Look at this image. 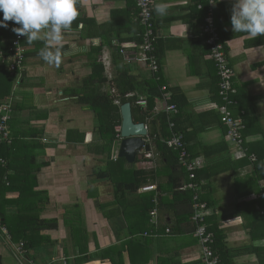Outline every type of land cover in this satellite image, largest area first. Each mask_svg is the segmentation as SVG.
Returning a JSON list of instances; mask_svg holds the SVG:
<instances>
[{
  "label": "crops",
  "instance_id": "1",
  "mask_svg": "<svg viewBox=\"0 0 264 264\" xmlns=\"http://www.w3.org/2000/svg\"><path fill=\"white\" fill-rule=\"evenodd\" d=\"M77 1L79 16L72 31L64 35L59 65L48 64L39 57L43 41L25 43L29 56L20 85L14 81L10 94L14 97L9 122L11 136L23 137V141L27 137V141L35 143L31 151L37 162L48 163L37 173L36 190L48 195L41 218L58 220L57 230L43 233L56 242L54 247L40 249L30 254V259L39 264H75L83 258L79 254L82 250L91 258L82 264H203L201 246L193 235L195 225L190 220L193 194L189 205L182 194L173 196L170 185L173 182L181 187L187 183L186 172L179 164L166 163L151 140V134L159 133L155 118L164 114L167 121L175 120V128L183 136L190 156L204 162L199 174V202L207 207L206 218L216 219L224 235L229 264H260L256 254L240 250H264V200L260 197L264 191V166L256 161L251 163L249 158L261 156L264 164V37L234 33L230 23L232 0H215V23L234 71L236 95L231 112L245 126L242 131L245 151L241 154L228 143L226 127L220 121L218 107L222 100L217 94V71L201 33L204 13L198 6L203 0H154V7L158 2L168 5L165 17H158L154 7L152 11L158 36L155 49L160 58L157 75L167 87L168 104H172V93L176 92V103L172 105L177 113L156 111L155 100L151 111L142 109L147 112L144 123L147 137L143 140L150 150L142 152V159L129 165L149 175L147 183L139 189L155 187L146 193L138 189L137 195L144 196L145 202L154 198L151 212L156 209V224L151 223L150 214L149 222L143 224L130 203L126 213L128 222L122 214L107 219L89 196L93 194L106 206L104 213L116 210L112 207L115 197L111 182L95 174L106 169L105 156L94 148L98 139L96 115L80 105L79 96L71 93L80 92L84 80L91 75V62L96 56L93 49L100 47L98 62L107 79L123 72L134 78L137 92L127 98L133 100V118L138 121L143 114L139 113L136 102L147 100L144 85L154 76L135 60L140 42L133 0ZM112 37V46L118 50L114 57L105 43ZM111 93H115L113 89ZM118 151L119 142L112 152L114 160ZM134 201L138 203V199ZM140 202L145 204L142 198ZM74 205L80 207L79 211L74 210ZM72 216L81 219L74 229L65 222ZM140 229L144 231L137 232ZM166 229L171 233L165 235ZM84 230L86 238L78 245L70 234ZM132 232L137 233L132 235ZM0 255L2 264L29 262L24 259L19 263L14 259L10 244L2 239Z\"/></svg>",
  "mask_w": 264,
  "mask_h": 264
},
{
  "label": "trees",
  "instance_id": "2",
  "mask_svg": "<svg viewBox=\"0 0 264 264\" xmlns=\"http://www.w3.org/2000/svg\"><path fill=\"white\" fill-rule=\"evenodd\" d=\"M133 1L136 8V22L139 27L138 36L140 43L138 44H141L143 28L137 19L139 10L137 8L136 1ZM152 1L154 7V0ZM201 5H203V10L201 11H203V13L205 14L206 5L203 4V1ZM78 6L79 2L77 1L76 7ZM2 16L3 14L0 13V19H2ZM75 22L77 23L76 20L73 23ZM7 23L8 28H0V50H3L5 52L8 51L12 40L17 35L12 31V28L19 27V25H15L11 21ZM152 24L156 31L154 17L152 18ZM24 39L26 38L23 36V40L21 43L24 47H26V41ZM113 39L114 38L112 37L111 39L105 41V43L106 45L110 46L112 56L114 57L115 54H118V50L117 48L112 46L111 41ZM157 40L158 38L154 43L155 45L157 43ZM100 51V47L93 49V52H95L96 56L91 62L92 73L87 79L84 80L83 87L80 92H72L71 95L79 96L78 103L84 107L89 108L96 115L95 122L96 134L98 139L94 144V148L97 150V152H100L102 156H105L104 163L106 169L102 173L98 172L95 174L99 179H108L111 182L115 197V203L112 204V207H114L116 210L111 213H104V210H106V206L100 204L97 201V198L93 196V194H89V196L91 198H94L97 209H99L101 212L103 211V215L107 219L122 214L125 220L128 222L126 213L128 212L130 203L133 209L137 211L139 219L142 218L143 224H147L149 222V214L151 213L152 208H154V198H150L148 202H145V197L137 195V191L140 186L147 183V177H149V175L142 171L138 172L133 170V165L127 164L123 158H116L114 160V156L112 155L114 146H116V143L119 142L120 134L117 129L121 125L120 107L125 103H130L132 116L134 117L135 114L134 107L132 105L133 100L127 98L130 93L137 92L133 82L134 78L130 77L127 72H123L117 74L116 78H112L111 80L107 79L104 75L105 72L103 66L98 62ZM24 56L25 59H27V57L29 56L28 52H25ZM154 56L157 58V60L160 59L156 49ZM157 76L158 75H155L150 80V82L145 84L146 86L144 85L147 98L146 111H151L150 106L152 105V101L156 98H160L162 95L161 88L163 87V83L161 82V78H158ZM14 81L15 78L6 69H4V67L0 66V100L10 97ZM104 87H107L108 90L104 91ZM112 89L115 92L114 94L111 93ZM235 95L232 96L233 101ZM175 96L176 92H173L172 104L176 103ZM115 101H118L120 104L118 106L115 105ZM142 109L143 108L140 107L139 113L143 114V117L138 121L134 120L133 118V121H135L136 123L144 124L146 121L145 118L147 116V112L144 113ZM155 120L159 123V133L157 135L151 134V140L156 150L161 155V158L164 159L166 163L170 164V166L178 164L177 154L163 143V140L171 137L169 124H173L174 133L180 134L175 128V120L171 118L167 121L164 114H162L158 118H155ZM243 134L244 132H242V135ZM11 138L12 141L10 144L0 143V159L5 161V166L0 167V225L6 228L9 235V237L4 236V234L0 230V240H5V242L10 244L11 255L14 259V249L16 246L21 244L23 246V252H25L24 259L35 264H39L35 260L30 259L32 253L35 254L40 249L54 247L56 242L51 240L48 235H45L43 233L45 231L57 230L58 228L57 219L41 218V212L48 204V195L45 191L36 190L37 173L41 168L47 166L48 163L37 162L36 156L31 151L32 147H35V143L27 141V137L25 138L26 141H23V137L21 138L11 136ZM80 141H82V139ZM22 148L23 150H21ZM256 158V162H258L259 165L264 166V164H262L263 161L261 156H256ZM201 170L196 172L195 182L197 184L201 183L199 177ZM4 177H6V182H4L3 180ZM6 183H8V185H6ZM170 185L173 196L182 194V196H185L187 198L188 204H191L193 194L191 191H179V185L173 182L170 183ZM8 195H14V197H7ZM140 198L144 200V205H142V203L140 202ZM134 199H138V203H135ZM73 208L75 211H79L80 207L78 205H74ZM186 217L189 218V216ZM191 217L192 216H190V220ZM80 220L81 219H75L72 216L71 220L68 219L65 222L67 224L71 223V225L73 226L72 228L74 229L76 226H78ZM205 223L207 225V230L214 235V243L212 246L214 253L218 255L220 261L223 264H229V250L225 245L224 235L219 230L216 219L206 218ZM143 231L144 229H140L137 232ZM137 232H132V235L136 234ZM85 233V230L81 233H78L77 235L74 232L70 234V238H72L77 242L78 245H80L81 239L86 238ZM78 249L80 250V248ZM83 252L85 253H82V250L79 251V254H82L83 258L77 260L75 264H82L84 263L83 261L87 262L91 259L88 256L87 251ZM240 252H251L256 254L259 258V263L262 264L261 257L264 258V250L250 248L248 250H240ZM0 264H2L1 255Z\"/></svg>",
  "mask_w": 264,
  "mask_h": 264
},
{
  "label": "built area",
  "instance_id": "3",
  "mask_svg": "<svg viewBox=\"0 0 264 264\" xmlns=\"http://www.w3.org/2000/svg\"><path fill=\"white\" fill-rule=\"evenodd\" d=\"M137 8L139 10L137 19L143 28L142 42L138 45V54L135 58L136 61L143 63L150 72L155 76L159 73V62L154 56L155 54V41L158 36L155 33V28L152 24V0H135ZM205 7V14L203 17V23L201 26V33L203 37V43L208 48V57L214 63L219 79L218 84V96L222 100L221 105L218 107L220 115V121L223 126L226 127V139L228 143L236 150L237 153L244 154L243 148L246 142L242 135V131L245 126L239 118H235L231 112V107L234 105L232 96L236 94V90L233 86L234 71L231 67L228 57L226 46L221 39L219 31L215 25V0H203ZM198 8L203 10V5H199ZM23 36H18L12 40L8 51L0 50V66L4 67L14 78L15 85H20L21 73L25 66V48L22 45ZM134 60V59H133ZM129 62V60H127ZM158 77V76H157ZM162 95L160 98L155 99L156 111H163L166 114L177 113L175 105L168 104L169 93L167 87L161 88ZM13 95L0 101V143L10 144L12 141L9 122L13 114ZM116 105H119L118 101H115ZM163 104V107H162ZM136 105L145 109L147 107V101L145 99L138 100ZM173 124H169V130L171 131V137L163 140V143L172 151L177 154L178 164L184 169L187 174L188 182L179 187V191H191L193 193L192 204V217L191 221L195 225L194 237L197 239L201 246V256L203 264H223L218 255L213 251L214 235L207 230L205 221L208 214V210L205 204L199 202L198 192L200 186L195 182L196 172L204 167V162L199 158H192L187 150L183 136L173 132ZM146 158H150V155H146ZM250 162L256 161L255 156L250 155ZM5 166V161L0 159V167ZM6 182V177H4ZM8 185V183H6ZM154 186L148 185L139 189L140 193H146L153 191ZM264 200V191L261 196ZM150 215L153 217L152 224H156V209H154ZM1 223V218H0ZM0 230L4 236L9 237L6 228L0 225ZM170 229L165 230V235L170 234ZM147 235V233H144ZM157 237V234H153ZM23 246L20 244L14 249L15 259L21 263L24 260ZM28 264H35L28 262Z\"/></svg>",
  "mask_w": 264,
  "mask_h": 264
},
{
  "label": "clouds",
  "instance_id": "4",
  "mask_svg": "<svg viewBox=\"0 0 264 264\" xmlns=\"http://www.w3.org/2000/svg\"><path fill=\"white\" fill-rule=\"evenodd\" d=\"M76 5L77 0H0V28H8L9 21L19 25L12 31L26 37L29 45L43 41L39 57L48 64L59 65L64 35L72 31L79 16ZM154 12L165 17L168 5L158 2ZM230 23L234 33L264 37V0H232Z\"/></svg>",
  "mask_w": 264,
  "mask_h": 264
},
{
  "label": "water",
  "instance_id": "5",
  "mask_svg": "<svg viewBox=\"0 0 264 264\" xmlns=\"http://www.w3.org/2000/svg\"><path fill=\"white\" fill-rule=\"evenodd\" d=\"M121 125L119 129L118 158L133 164L142 159V152H149V145L143 138L147 137V129L143 123L133 121L131 104L125 103L120 107Z\"/></svg>",
  "mask_w": 264,
  "mask_h": 264
},
{
  "label": "rangeland",
  "instance_id": "6",
  "mask_svg": "<svg viewBox=\"0 0 264 264\" xmlns=\"http://www.w3.org/2000/svg\"><path fill=\"white\" fill-rule=\"evenodd\" d=\"M6 255V254H5ZM13 261V260H12Z\"/></svg>",
  "mask_w": 264,
  "mask_h": 264
}]
</instances>
